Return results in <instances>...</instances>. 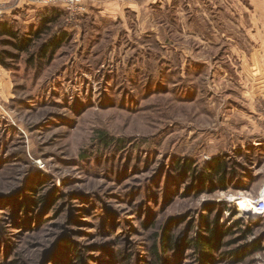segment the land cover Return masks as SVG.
Returning a JSON list of instances; mask_svg holds the SVG:
<instances>
[{
    "label": "rangeland",
    "instance_id": "1",
    "mask_svg": "<svg viewBox=\"0 0 264 264\" xmlns=\"http://www.w3.org/2000/svg\"><path fill=\"white\" fill-rule=\"evenodd\" d=\"M55 8L29 53L0 37L15 55L0 64V264H264V38L239 28L249 0L81 15L0 0V23L26 36ZM218 160L226 184L201 181ZM208 227L221 235L203 259L191 241Z\"/></svg>",
    "mask_w": 264,
    "mask_h": 264
},
{
    "label": "trees",
    "instance_id": "2",
    "mask_svg": "<svg viewBox=\"0 0 264 264\" xmlns=\"http://www.w3.org/2000/svg\"><path fill=\"white\" fill-rule=\"evenodd\" d=\"M65 15L61 9H53L52 11H48L41 19L40 25L37 29H32L28 35L20 36L16 31H14L8 24L0 23V37H7L11 41H5L2 44L5 46H11L13 49L19 51L20 53H29L33 45L39 41H41L45 36H49L52 30V27L57 24L60 18ZM66 35L63 34L61 36H54L48 44H46L40 50V57L45 58L49 51L54 53L65 41ZM11 58L14 59L15 55H12L8 52H0V64L3 67L8 68V64L6 63V59ZM33 61V60H32ZM187 168L189 173L195 174V170L190 169L188 164L184 165ZM231 169L227 166V164L221 160H218L214 163L213 166L210 167L209 170H204L201 173V181L209 182L213 185L215 181L218 184L225 185L228 181ZM217 221V220H216ZM218 223V221H217ZM207 236H199V238L191 241V246L203 259L211 256L212 250H214L217 240L219 239L221 233L217 229H211L208 227L205 231ZM162 243L165 249H172V238L168 232H164V236L162 238ZM158 254V253H157Z\"/></svg>",
    "mask_w": 264,
    "mask_h": 264
},
{
    "label": "crops",
    "instance_id": "3",
    "mask_svg": "<svg viewBox=\"0 0 264 264\" xmlns=\"http://www.w3.org/2000/svg\"><path fill=\"white\" fill-rule=\"evenodd\" d=\"M162 1L167 2L169 0H162ZM249 3L251 4V9H249L248 11L249 13H245L246 15L244 16L245 20L243 19L244 25L242 23L241 25H239V28L241 27L243 28V31H247L246 24L250 23L252 24L251 26L252 30L258 29L259 33L264 38V0H249ZM261 45L263 46V50H261L260 56L262 58L261 60L264 61V40H262Z\"/></svg>",
    "mask_w": 264,
    "mask_h": 264
},
{
    "label": "built area",
    "instance_id": "4",
    "mask_svg": "<svg viewBox=\"0 0 264 264\" xmlns=\"http://www.w3.org/2000/svg\"><path fill=\"white\" fill-rule=\"evenodd\" d=\"M36 3H41L45 5H53L57 7H61L66 11H70L74 14L81 15L82 12L85 10L87 3H101V2H109L111 0H31ZM1 12H0V19H1ZM256 210L264 213V201L260 200L256 203Z\"/></svg>",
    "mask_w": 264,
    "mask_h": 264
},
{
    "label": "bare ground",
    "instance_id": "5",
    "mask_svg": "<svg viewBox=\"0 0 264 264\" xmlns=\"http://www.w3.org/2000/svg\"><path fill=\"white\" fill-rule=\"evenodd\" d=\"M249 202H250V201H249ZM249 202L246 200V201H244V202H239L238 205H239V207L241 208V210H243V211L245 212V210H247L248 207L252 205V204L250 205ZM252 209H254V208H252ZM260 214H261V212H259V211H257L256 209H254V212H253L254 217H257V216H259ZM262 214H263V213H262Z\"/></svg>",
    "mask_w": 264,
    "mask_h": 264
}]
</instances>
